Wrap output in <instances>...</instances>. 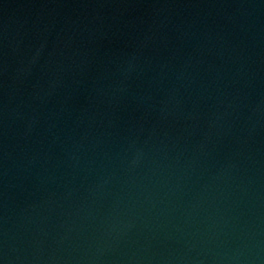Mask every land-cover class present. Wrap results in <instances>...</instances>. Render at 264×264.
Masks as SVG:
<instances>
[{
  "label": "water",
  "instance_id": "1",
  "mask_svg": "<svg viewBox=\"0 0 264 264\" xmlns=\"http://www.w3.org/2000/svg\"><path fill=\"white\" fill-rule=\"evenodd\" d=\"M0 264H264V0H0Z\"/></svg>",
  "mask_w": 264,
  "mask_h": 264
}]
</instances>
